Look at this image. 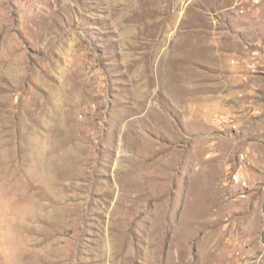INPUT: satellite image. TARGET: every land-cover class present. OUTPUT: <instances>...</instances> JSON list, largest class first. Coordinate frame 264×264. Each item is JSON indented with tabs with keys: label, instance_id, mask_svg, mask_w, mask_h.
<instances>
[{
	"label": "rangeland",
	"instance_id": "374dc122",
	"mask_svg": "<svg viewBox=\"0 0 264 264\" xmlns=\"http://www.w3.org/2000/svg\"><path fill=\"white\" fill-rule=\"evenodd\" d=\"M0 264H264V0H0Z\"/></svg>",
	"mask_w": 264,
	"mask_h": 264
}]
</instances>
